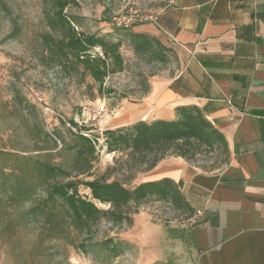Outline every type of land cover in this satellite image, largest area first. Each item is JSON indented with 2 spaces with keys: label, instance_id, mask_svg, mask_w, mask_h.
Segmentation results:
<instances>
[{
  "label": "rangeland",
  "instance_id": "374dc122",
  "mask_svg": "<svg viewBox=\"0 0 264 264\" xmlns=\"http://www.w3.org/2000/svg\"><path fill=\"white\" fill-rule=\"evenodd\" d=\"M73 1L64 13L78 32L123 41L124 71L109 75L99 89L75 59L64 60L43 43L46 34L55 41L60 37L44 20L51 0H0V153L7 154L4 159L9 161L18 156V167L25 169L31 164L23 158L59 166L77 181L117 180L135 187L149 171L133 165L126 153H108L102 133L118 129L129 107L145 96V84L164 66L134 56L110 20L134 10L157 18L165 1ZM90 54L97 56L100 50L93 49ZM101 107L104 113L97 116ZM71 122L89 130V136L99 137L96 160L82 176L75 174L80 165L71 135L77 128ZM216 158L215 154H201L192 164L209 168ZM39 192L38 188L31 200H18L13 207L0 202V264H194L189 234L194 219L165 202L150 199L130 210V225L100 220L89 229L76 231L61 211L46 222L39 216H25V209L35 203ZM78 192L90 197L81 185ZM109 238L122 244L116 257L110 249L98 250L96 246ZM80 244H85L86 251H81Z\"/></svg>",
  "mask_w": 264,
  "mask_h": 264
},
{
  "label": "crops",
  "instance_id": "0c3cea01",
  "mask_svg": "<svg viewBox=\"0 0 264 264\" xmlns=\"http://www.w3.org/2000/svg\"><path fill=\"white\" fill-rule=\"evenodd\" d=\"M164 1L155 22L131 31L171 56L116 127L173 120L176 108L195 106L223 134L229 160L210 171L169 157L137 186L179 185L194 219V264H264V0Z\"/></svg>",
  "mask_w": 264,
  "mask_h": 264
},
{
  "label": "trees",
  "instance_id": "16d2710c",
  "mask_svg": "<svg viewBox=\"0 0 264 264\" xmlns=\"http://www.w3.org/2000/svg\"><path fill=\"white\" fill-rule=\"evenodd\" d=\"M73 2L51 0V10L44 12V20L46 27L53 33L59 32L60 37L55 41L50 34H46L43 43L49 52L57 51L64 60L75 59L100 89L105 78L124 71L125 61L121 55L123 41L113 40L111 36L78 32L72 26L73 20L64 13ZM118 31L121 32L116 35L128 42L134 56L146 57L150 63L166 66L170 50L160 40L151 35L133 33L131 29ZM93 49H99L100 54L91 56ZM144 87L147 94L149 87L147 84ZM174 118L168 121H137L115 130H106L102 133L105 150L108 153H126L133 165L145 166V171H151L157 163L169 157L193 163V159L201 154H215L217 157L214 166H203V169L214 171L228 164L229 148L223 134L214 128L200 109L195 106L176 108ZM70 124L77 128L71 134L76 140L75 160L80 165L75 174L86 175L96 160L99 137L89 136V130H82L75 122ZM4 157L7 154L0 153V202L5 201L13 207L18 200H31L36 190L40 189L34 197L35 203L25 209V216L29 218L39 216L46 222L61 211L68 225L76 231L89 229L100 220L130 225L133 215L130 210L137 209L150 199L165 202L175 210L188 213L189 217L192 214L179 185L169 179L144 182L129 188L117 180L95 178L92 181H77L59 166L40 161L31 163V159L23 158L26 162L30 160L31 173L30 169H25L26 166L18 167V156L12 161ZM79 185L89 190V198L79 194ZM96 246L98 250L110 249L112 257H116L122 244L109 238ZM79 248L82 252L86 251L85 244H80Z\"/></svg>",
  "mask_w": 264,
  "mask_h": 264
},
{
  "label": "built area",
  "instance_id": "2783aa9c",
  "mask_svg": "<svg viewBox=\"0 0 264 264\" xmlns=\"http://www.w3.org/2000/svg\"><path fill=\"white\" fill-rule=\"evenodd\" d=\"M156 19L152 16H144L141 14L139 10H134L131 13L125 15V16H120L114 17L110 20V25L119 30H130L133 29L135 26H139L142 24H148L150 22H155ZM104 113V108L101 107L96 115L101 116ZM96 119V117H93V120Z\"/></svg>",
  "mask_w": 264,
  "mask_h": 264
}]
</instances>
